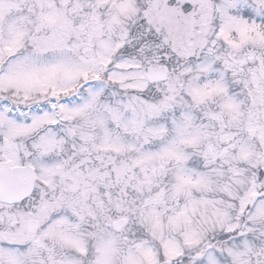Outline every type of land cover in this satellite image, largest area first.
<instances>
[{
	"label": "snow or ice",
	"instance_id": "snow-or-ice-1",
	"mask_svg": "<svg viewBox=\"0 0 264 264\" xmlns=\"http://www.w3.org/2000/svg\"><path fill=\"white\" fill-rule=\"evenodd\" d=\"M0 264H264V0H0Z\"/></svg>",
	"mask_w": 264,
	"mask_h": 264
}]
</instances>
